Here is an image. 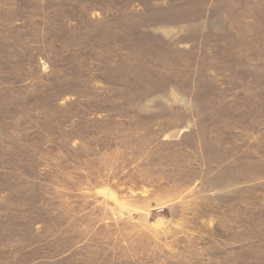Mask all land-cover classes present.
I'll list each match as a JSON object with an SVG mask.
<instances>
[{
    "label": "rangeland",
    "instance_id": "obj_1",
    "mask_svg": "<svg viewBox=\"0 0 264 264\" xmlns=\"http://www.w3.org/2000/svg\"><path fill=\"white\" fill-rule=\"evenodd\" d=\"M0 264H264V0H0Z\"/></svg>",
    "mask_w": 264,
    "mask_h": 264
}]
</instances>
